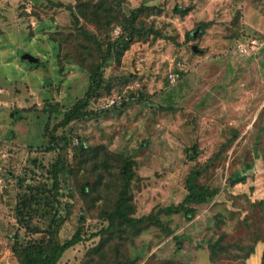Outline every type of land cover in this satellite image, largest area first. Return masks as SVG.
Returning <instances> with one entry per match:
<instances>
[{
  "label": "rangeland",
  "instance_id": "374dc122",
  "mask_svg": "<svg viewBox=\"0 0 264 264\" xmlns=\"http://www.w3.org/2000/svg\"><path fill=\"white\" fill-rule=\"evenodd\" d=\"M127 161L134 218L182 202L193 171L216 195L99 248ZM76 234L58 264H264V0H0V264Z\"/></svg>",
  "mask_w": 264,
  "mask_h": 264
},
{
  "label": "trees",
  "instance_id": "16d2710c",
  "mask_svg": "<svg viewBox=\"0 0 264 264\" xmlns=\"http://www.w3.org/2000/svg\"><path fill=\"white\" fill-rule=\"evenodd\" d=\"M191 8L176 7L174 9L177 14H186L190 12ZM143 12L142 9L135 10L133 15L123 22V34L117 39L115 43H108L105 54L110 56L115 45L119 42H130L141 34L143 27H138L135 24V19L138 14ZM86 17L87 15L84 14ZM38 64V63H37ZM101 66L98 65L91 75V86L87 97L78 101L69 111L65 113L63 124H68L76 119L86 118L88 114L86 109L89 105L88 98L92 94L97 93L102 87V75L100 74ZM196 150V148L194 149ZM63 171V167L56 168L53 171L54 187L59 185V174ZM201 176L200 171H193L186 182L187 194L182 202L178 204H171L167 207H160L157 210L151 212L149 215L134 218L132 216L133 206L130 204V186L133 180L132 163L127 161L121 169V177L124 183L121 191L118 203L115 210L107 212L105 219L108 222V227L102 230L103 236H107L108 240L102 241L100 247H104V244L112 240V236L116 235V231L119 230L118 237L124 234L125 230H131L133 235L137 236L144 232L149 227H155L162 230H167V227L163 223V216H170L175 214H183L187 219H192L195 216L197 207L212 201L216 195V191H212L208 186H201L198 184V178ZM23 203V202H22ZM19 206V214L21 210V204ZM29 228V226H27ZM126 232V231H125ZM13 241H17L18 237L13 238ZM83 242V238L80 234L74 235L64 243L57 242L52 236V245H43L36 243V241H28L25 247H18V243L15 244L13 252L21 261V264H58L64 253L70 248Z\"/></svg>",
  "mask_w": 264,
  "mask_h": 264
},
{
  "label": "water",
  "instance_id": "95a60500",
  "mask_svg": "<svg viewBox=\"0 0 264 264\" xmlns=\"http://www.w3.org/2000/svg\"><path fill=\"white\" fill-rule=\"evenodd\" d=\"M24 60L27 61L30 64H35L37 62V60L35 58H33L32 56H30V55H26L24 57Z\"/></svg>",
  "mask_w": 264,
  "mask_h": 264
},
{
  "label": "built area",
  "instance_id": "2783aa9c",
  "mask_svg": "<svg viewBox=\"0 0 264 264\" xmlns=\"http://www.w3.org/2000/svg\"><path fill=\"white\" fill-rule=\"evenodd\" d=\"M248 46H251V48L254 50L255 49V47L257 46L256 45V40H252V41H250L249 42V44H248ZM247 50H248V47H247ZM243 51V50H242ZM245 52H247V51H245ZM252 53H250V55H251ZM173 78V77H172Z\"/></svg>",
  "mask_w": 264,
  "mask_h": 264
}]
</instances>
